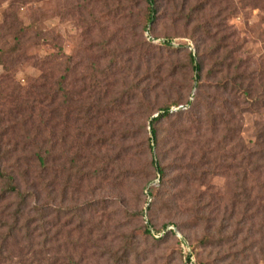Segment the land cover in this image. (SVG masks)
Masks as SVG:
<instances>
[{
  "label": "rangeland",
  "instance_id": "obj_1",
  "mask_svg": "<svg viewBox=\"0 0 264 264\" xmlns=\"http://www.w3.org/2000/svg\"><path fill=\"white\" fill-rule=\"evenodd\" d=\"M11 23L28 30L5 32ZM15 46L9 73L20 85L61 47L51 83L63 78L62 92L47 116V219L58 215L51 230L75 238L86 224H107L92 233L109 243L88 249L89 264H106L105 250L120 264H264V0H0V59ZM4 74L0 63V86ZM234 77L247 90L236 92L240 110H223L213 127L228 98L222 83L231 88ZM198 93L201 121L191 124ZM165 108L154 138L150 122Z\"/></svg>",
  "mask_w": 264,
  "mask_h": 264
},
{
  "label": "trees",
  "instance_id": "obj_2",
  "mask_svg": "<svg viewBox=\"0 0 264 264\" xmlns=\"http://www.w3.org/2000/svg\"><path fill=\"white\" fill-rule=\"evenodd\" d=\"M148 1L149 3L153 2V0ZM230 9V5L224 8L226 11H230ZM149 18L152 19V16ZM18 27L11 23L10 26L2 29L5 32H10ZM18 29L22 35L28 30V28L22 27ZM57 48L59 52L54 55L55 57L49 54L35 61L34 65L40 73L25 85L17 84L14 79L12 81L9 73L12 65L18 63L20 59V55H16L14 58L12 56L17 50H21L20 47L15 46L1 53L0 63L4 66L5 74L2 76L0 96L6 101L0 103V264H89L88 256L94 252H88V249L95 248L96 244L107 246L109 243L107 233H102L98 237L92 234L98 226L103 232L107 228L106 223V226L99 224L95 227L86 224L87 234L84 237L75 238L73 230L66 231L65 235L63 227L51 230L59 223L58 215L55 222L47 219V189L50 187L47 116L50 112L53 113L54 110H50V106L52 103H56L63 85V78L57 79L54 84L51 83L53 78L51 73L54 69L52 66L61 64L55 62L57 56L61 54V47L57 46ZM219 49L220 46H215L213 51L218 52ZM199 50L198 46L197 51ZM189 58L193 61V56L190 53ZM202 68L201 62L195 66V69L198 70V80L202 79ZM72 69L75 70L74 64ZM236 79L237 77L229 78L233 84L231 88L226 87L229 82L222 83V95L227 94L228 98L222 97L220 103L213 110L215 114L212 121L213 127L216 123L221 122L223 110L229 112L232 109L240 110V96L238 97L236 92L242 91L246 95L247 90L242 88V84H237ZM7 91L10 96L5 97ZM51 94L52 97H49ZM201 98V93H198L195 103L192 104L191 124L201 121ZM163 112L165 113L153 118L150 122L154 138L156 130L153 122L170 115L168 108H165ZM234 120L236 131L239 128L240 120L236 116ZM57 127L58 123L55 125V128ZM178 128L181 130L187 127L185 123L180 122ZM197 128L198 126L194 127L195 130ZM198 135H200L199 132ZM55 138L58 139V135ZM236 140V146H240V138L237 137ZM52 146L55 148L57 143L53 142ZM239 153H245V151L237 152V155ZM247 164L249 165L250 161ZM159 170L161 171V169ZM55 173L54 178L58 182V170ZM78 226L85 227L82 223ZM145 231L146 233L150 232L147 228ZM60 236L64 239L62 243ZM52 245L65 246L71 251L63 248L62 252L53 251ZM77 248L79 249L78 253H76ZM115 256L116 253L109 250L99 254L100 259L106 264H120L117 259H114Z\"/></svg>",
  "mask_w": 264,
  "mask_h": 264
},
{
  "label": "water",
  "instance_id": "obj_3",
  "mask_svg": "<svg viewBox=\"0 0 264 264\" xmlns=\"http://www.w3.org/2000/svg\"><path fill=\"white\" fill-rule=\"evenodd\" d=\"M150 132H151V129H150ZM166 229H167V231L172 230L175 233L176 237L181 241L182 247L185 250L190 251L188 242L186 241V239L182 236V234L178 230H176L173 226H167Z\"/></svg>",
  "mask_w": 264,
  "mask_h": 264
}]
</instances>
